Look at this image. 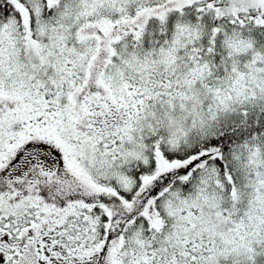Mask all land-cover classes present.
<instances>
[{"label": "snow or ice", "instance_id": "6c2138e0", "mask_svg": "<svg viewBox=\"0 0 264 264\" xmlns=\"http://www.w3.org/2000/svg\"><path fill=\"white\" fill-rule=\"evenodd\" d=\"M0 264H264V0H0Z\"/></svg>", "mask_w": 264, "mask_h": 264}]
</instances>
